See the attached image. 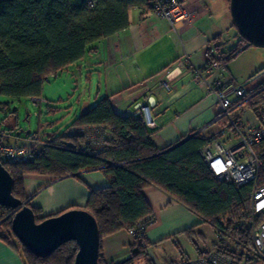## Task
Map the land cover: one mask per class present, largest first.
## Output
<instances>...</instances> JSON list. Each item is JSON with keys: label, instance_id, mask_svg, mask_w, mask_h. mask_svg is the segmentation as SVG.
Wrapping results in <instances>:
<instances>
[{"label": "trees", "instance_id": "16d2710c", "mask_svg": "<svg viewBox=\"0 0 264 264\" xmlns=\"http://www.w3.org/2000/svg\"><path fill=\"white\" fill-rule=\"evenodd\" d=\"M229 3V0L227 1ZM149 10L147 0H0V93L13 100L40 97L45 77L56 75L80 60L90 45L128 26L130 8ZM232 26L234 24L232 23ZM238 41L225 54L221 44L218 61L226 60L250 46L238 34ZM219 39V36L216 37ZM215 38V39H216ZM214 59L208 55L206 65ZM264 83H259L247 101L252 109L264 104ZM5 107L8 102H1ZM75 127L105 129L103 147L83 151L78 142L83 134ZM154 130V129H153ZM33 132H30L29 137ZM141 116L120 115L114 111L108 97L99 99L79 114L65 135L47 140L43 153L26 164H4L10 173L12 195L27 202L24 191L25 173H44L63 179L82 170H99L109 182L103 188L90 189L86 204L81 207L96 220L101 239L119 230L133 228L138 222L147 226L152 210L142 193L147 186H156L189 210L203 222L214 224L218 216L242 215L248 205L249 186L216 180L199 154L207 139L199 134L172 147L158 148ZM30 206V205H29ZM33 208V207H32ZM67 208L58 214L69 210ZM36 214L37 210L33 208ZM56 214V215H58ZM13 209L0 206V239L15 248L10 241ZM42 218H37V222ZM191 228L184 232L191 234ZM17 240V239H16ZM18 241V240H17ZM21 245V244H20ZM150 244L141 236L130 245V256L116 264H129L146 256ZM16 249V248H15ZM77 246L66 242L48 256H37L21 245L26 264H72ZM252 259L250 264H258Z\"/></svg>", "mask_w": 264, "mask_h": 264}, {"label": "crops", "instance_id": "0c3cea01", "mask_svg": "<svg viewBox=\"0 0 264 264\" xmlns=\"http://www.w3.org/2000/svg\"><path fill=\"white\" fill-rule=\"evenodd\" d=\"M189 6L195 11L193 21L178 25L176 33L169 31L164 19L145 16L138 7L130 8L125 29L90 45L80 60L63 70L69 68L77 80L85 76L84 90L80 86L76 108L70 110L66 126L60 132L54 129L38 134L46 141L65 135L73 120L103 97L109 98L112 108L120 115L137 104L149 105L157 124L151 137L158 148L173 145L204 128L205 135L214 133L218 126L212 122L213 98L193 82L190 66H204L208 55L216 58L221 50L215 47L222 42L216 38L219 35L213 34V26L207 20L213 14L210 1L192 0ZM221 6L225 9L226 2ZM184 54L189 61L171 73L170 89L161 87L160 80L178 66ZM5 108L0 105L3 111ZM21 129L15 119L2 121L0 140L24 143L27 135H15ZM95 145L85 139L78 142L79 148L87 152L99 149ZM23 183L25 194L30 196L29 205L37 210V218L53 216L67 208H81L90 189L109 185L99 170H82L77 177L70 174L63 179L44 173H25ZM142 193L152 210V221L144 230L150 247L146 248V256L129 264H170L212 247L213 230L198 215L156 186H147ZM205 227L210 228V235ZM189 228L192 231L187 235L184 231ZM133 242L134 237L125 229L104 236L101 239L104 262L116 264L127 260ZM151 247L167 248L168 258L160 261L152 254ZM189 248H194V252L190 253ZM0 264L26 262L17 248L0 239Z\"/></svg>", "mask_w": 264, "mask_h": 264}, {"label": "built area", "instance_id": "2783aa9c", "mask_svg": "<svg viewBox=\"0 0 264 264\" xmlns=\"http://www.w3.org/2000/svg\"><path fill=\"white\" fill-rule=\"evenodd\" d=\"M147 1L149 10L144 15L164 19L170 32L176 33L178 25H189L193 21L195 11L189 6L192 0ZM188 61V55L184 54L178 66L166 74L159 85L169 90L171 73ZM190 73L193 82L213 98L212 122L218 129L205 135L204 128L189 136L199 134L207 139L199 154L216 180L237 187L249 186L250 191L247 209L242 215L229 213L218 216L214 224H209L213 230V245L209 250L170 264H250L252 259L264 264V104H258L255 109L249 107L247 101L256 87L233 84L225 77V67L217 57L206 66L191 65ZM30 99L34 103L41 101L39 97ZM123 115L141 116L149 129L157 128L149 105L137 104ZM71 130L83 134L90 145L97 144L95 146L99 148L104 145L105 129L75 127ZM46 145V140L37 132L20 145L0 140V163L32 162L41 156ZM145 227L144 222H138L128 232L135 238L144 233Z\"/></svg>", "mask_w": 264, "mask_h": 264}, {"label": "water", "instance_id": "95a60500", "mask_svg": "<svg viewBox=\"0 0 264 264\" xmlns=\"http://www.w3.org/2000/svg\"><path fill=\"white\" fill-rule=\"evenodd\" d=\"M228 10L238 34L248 44L264 48V0H229ZM22 133L28 135L30 130L21 129L15 135ZM12 185L10 173L0 163V206L13 209L11 231L24 248L43 257L71 241L77 246L72 264H100L98 225L88 211L72 208L37 222L33 208L12 195Z\"/></svg>", "mask_w": 264, "mask_h": 264}, {"label": "rangeland", "instance_id": "374dc122", "mask_svg": "<svg viewBox=\"0 0 264 264\" xmlns=\"http://www.w3.org/2000/svg\"><path fill=\"white\" fill-rule=\"evenodd\" d=\"M209 1L213 14L207 20L213 26V34L219 35L222 42L221 50L226 54L239 39L236 28L232 26V19L227 7L228 0ZM225 2L227 6L222 9L221 4H225ZM69 70L68 68L56 75L49 76L48 80L43 83L39 103H34L27 97L13 100L0 93V103L8 102L5 111L0 109V123L15 119L21 128L33 133L37 132L42 135L48 130L54 129L60 132L70 119L68 116L71 113L70 110L76 108L75 100L80 86L83 90L85 86V76L81 80H77ZM225 77H228L235 85L245 84L248 85V88L257 87V84L264 82V48L250 45L236 56L226 60ZM253 83H256V86L252 85ZM205 228L206 234L210 235V228ZM0 233L4 234V230L0 229ZM10 241L21 252V245L16 238L10 236ZM150 249L152 254L162 262L169 256L167 248L155 249L151 247ZM188 251L193 253L194 248H189Z\"/></svg>", "mask_w": 264, "mask_h": 264}]
</instances>
